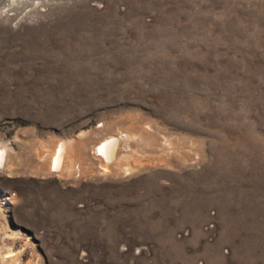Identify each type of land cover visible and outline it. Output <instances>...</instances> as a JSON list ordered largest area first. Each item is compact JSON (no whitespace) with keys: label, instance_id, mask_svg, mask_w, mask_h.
<instances>
[{"label":"rangeland","instance_id":"rangeland-1","mask_svg":"<svg viewBox=\"0 0 264 264\" xmlns=\"http://www.w3.org/2000/svg\"><path fill=\"white\" fill-rule=\"evenodd\" d=\"M1 6L0 264H264V0Z\"/></svg>","mask_w":264,"mask_h":264},{"label":"bare ground","instance_id":"bare-ground-1","mask_svg":"<svg viewBox=\"0 0 264 264\" xmlns=\"http://www.w3.org/2000/svg\"><path fill=\"white\" fill-rule=\"evenodd\" d=\"M28 0H0V6L2 4H4L5 6H9V7H15L16 5H20V4H26ZM2 7V6H1ZM15 9V8H14ZM6 10V9H5ZM8 11V9L6 10ZM2 12V11H1ZM2 14V13H1ZM0 14V15H1ZM127 135V134H126ZM122 136V135H121ZM124 138V137H122ZM129 138V137H127ZM121 140V139H119ZM124 140V139H123ZM122 140V141H123ZM64 142V141H63ZM66 142V141H65ZM117 142H118V139L115 138V137H109L105 140H103L102 142H100L96 147H95V151L96 153L102 157L104 159V161L108 162L111 160L112 157L115 156L116 152H117ZM63 144L65 143H60V145L58 146V148L54 151V153L52 154L51 156V159H50V170L54 171L55 172H60L61 169H62V165H63V151L64 150V146ZM69 145V144H68ZM129 145V144H128ZM71 146V145H70ZM67 146L65 145V148ZM7 153V152H6ZM5 148H0V170L1 169H4L6 164H5ZM66 154H68L66 152ZM118 158V157H117ZM114 161V160H113ZM112 162V161H111ZM109 163V162H108ZM68 164V163H67ZM71 164V163H70ZM69 164V165H70ZM72 166V164H71ZM70 167V166H69ZM107 170V169H106ZM4 258H7V257H4ZM8 259V258H7Z\"/></svg>","mask_w":264,"mask_h":264},{"label":"built area","instance_id":"built-area-1","mask_svg":"<svg viewBox=\"0 0 264 264\" xmlns=\"http://www.w3.org/2000/svg\"><path fill=\"white\" fill-rule=\"evenodd\" d=\"M208 227H209V229H211V228L213 227V225H212V224H210Z\"/></svg>","mask_w":264,"mask_h":264}]
</instances>
